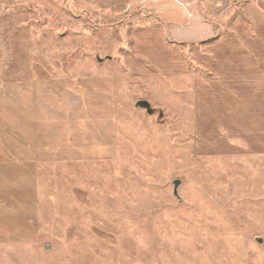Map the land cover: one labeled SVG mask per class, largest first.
Returning a JSON list of instances; mask_svg holds the SVG:
<instances>
[{
  "label": "rangeland",
  "instance_id": "rangeland-1",
  "mask_svg": "<svg viewBox=\"0 0 264 264\" xmlns=\"http://www.w3.org/2000/svg\"><path fill=\"white\" fill-rule=\"evenodd\" d=\"M180 1L0 0V264H264V0Z\"/></svg>",
  "mask_w": 264,
  "mask_h": 264
},
{
  "label": "water",
  "instance_id": "water-1",
  "mask_svg": "<svg viewBox=\"0 0 264 264\" xmlns=\"http://www.w3.org/2000/svg\"><path fill=\"white\" fill-rule=\"evenodd\" d=\"M108 59H110V56H107ZM96 60L98 61H102L103 59L100 58L99 56H96ZM135 107H139V108H142L145 110V112L148 114V115H153L155 113H157V120H161L162 117H163V112L162 110L160 109H157L155 107H152L150 105V102L147 101V100H144V99H139L135 102ZM179 179H174L172 184H173V195H175L176 197H178V194H177V187H178V183H179ZM258 242H261L262 240L260 238H257Z\"/></svg>",
  "mask_w": 264,
  "mask_h": 264
},
{
  "label": "crops",
  "instance_id": "crops-1",
  "mask_svg": "<svg viewBox=\"0 0 264 264\" xmlns=\"http://www.w3.org/2000/svg\"><path fill=\"white\" fill-rule=\"evenodd\" d=\"M138 1H140V2H148L150 4H153L156 7H158L159 4H161V9L163 10L162 11L163 15L160 16V17L167 18V19H169L170 17L171 18H175V16L173 15L174 12L176 13V5L175 4H176V2H179V3L182 2L180 0H138ZM157 13H161V10L158 9V12ZM38 154H40V153H38ZM45 157H46V155H45ZM42 159H44V161L45 160H47V161H51L52 160L50 158H42ZM0 162H2V161H0ZM9 162H10V160H9Z\"/></svg>",
  "mask_w": 264,
  "mask_h": 264
}]
</instances>
